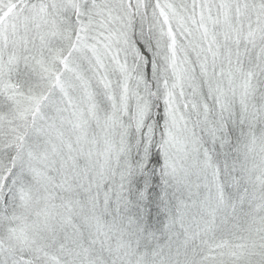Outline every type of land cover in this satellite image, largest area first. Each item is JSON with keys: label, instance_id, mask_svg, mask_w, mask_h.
<instances>
[{"label": "snow or ice", "instance_id": "1", "mask_svg": "<svg viewBox=\"0 0 264 264\" xmlns=\"http://www.w3.org/2000/svg\"><path fill=\"white\" fill-rule=\"evenodd\" d=\"M0 264H264V0H0Z\"/></svg>", "mask_w": 264, "mask_h": 264}]
</instances>
